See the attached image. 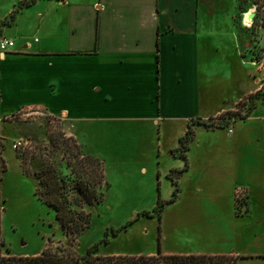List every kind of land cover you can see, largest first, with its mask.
<instances>
[{
	"label": "crops",
	"instance_id": "obj_1",
	"mask_svg": "<svg viewBox=\"0 0 264 264\" xmlns=\"http://www.w3.org/2000/svg\"><path fill=\"white\" fill-rule=\"evenodd\" d=\"M19 1L0 6V36L15 40L12 50L0 52L3 159L6 139L12 144L18 136L11 130L17 123L12 117L44 111L85 154L101 160L105 185H110L106 170L112 151L119 167L132 162L158 185L161 177L180 172L172 182L177 195L171 199L173 189L170 199H162L164 207L194 206L203 188L212 201L235 207L234 185L245 178L247 162L264 168L263 101L227 125H192L185 151L179 150L180 139L192 120L236 110L263 88L264 0L261 22L255 16L252 25L244 13L256 15V7L246 0H36L4 24ZM128 129L136 134L119 133ZM218 130L225 131L219 139ZM103 140L107 157L103 150L87 149ZM124 143L142 150L122 154ZM260 196L256 186L250 188L247 212L260 205ZM161 252L240 257L225 248ZM256 255L264 259V252Z\"/></svg>",
	"mask_w": 264,
	"mask_h": 264
},
{
	"label": "rangeland",
	"instance_id": "obj_2",
	"mask_svg": "<svg viewBox=\"0 0 264 264\" xmlns=\"http://www.w3.org/2000/svg\"><path fill=\"white\" fill-rule=\"evenodd\" d=\"M10 1L0 0L1 8ZM246 1L255 4L256 23H260L262 0ZM257 55L261 54L258 52ZM249 104L247 96L236 108L242 113ZM23 113L12 117L17 123L11 130L17 133V138L26 139L29 145L14 150L11 146L17 138L12 144L7 138L2 150L5 159V170L1 173L0 182L2 255H7L8 251L16 255H29L41 252L46 246L55 248L66 245L67 242L54 209L44 204L35 193V187L39 184L36 172L45 162L53 164L63 177L70 176L66 159L62 156L63 147L54 149L49 142L52 134L64 133L62 126L57 118L44 111ZM7 126L5 124L3 129ZM236 127L237 123L234 128ZM128 130L127 134L119 133L124 136L136 134L133 130ZM216 133L219 139L225 131L218 130ZM104 141L89 143L87 149L99 152L103 150L106 157L109 154L106 180L110 185L103 184V200L89 209L90 224L73 246L78 253L84 252L96 242H100L101 254L156 253L163 248H225L240 254L242 258L239 257L238 264H264V259L256 255L264 252V168H257L254 160L247 162L250 164L246 165L245 178L234 185L235 191L241 189L244 194L242 199L235 200V207L230 206L231 202L226 204L212 201L209 199L208 189L203 188L204 192L196 194L198 197L195 204L198 205L166 206L159 219V214L153 210L157 199H170L174 189L172 182L179 178L180 172L171 173L167 180L161 177L162 183L158 185L156 177L152 180L148 173L143 175L136 171L132 162H123L122 168L119 167L117 160L112 159V151L107 154L110 149ZM211 141H215L214 138ZM119 150L127 155L142 149L139 144L124 143L119 145ZM111 160L112 166L109 163ZM71 178H74L73 175ZM254 186L260 193L258 198L262 197V202L260 205L256 202L252 211L247 212L246 196H249L250 188ZM144 211H150V214H144ZM120 227L122 228L114 233ZM104 239H108V242L102 241Z\"/></svg>",
	"mask_w": 264,
	"mask_h": 264
},
{
	"label": "trees",
	"instance_id": "obj_3",
	"mask_svg": "<svg viewBox=\"0 0 264 264\" xmlns=\"http://www.w3.org/2000/svg\"><path fill=\"white\" fill-rule=\"evenodd\" d=\"M35 1L20 0L3 23L10 24L20 7L31 5ZM248 98L250 104L245 112L241 113L239 109H236L226 111L218 117L192 120L185 135L180 139L179 150H186V143L193 136L192 125L194 124H201L207 128L221 127L227 125L233 118L246 117L258 99L264 103V87L250 94ZM49 142L53 144L54 149L63 147L62 156L66 159L70 176L63 177L53 164L45 162L36 172L39 184L35 187V193L44 204L54 209L55 217L65 233L66 245L55 248L46 246L41 252L29 255H16L9 251L7 255H2L0 248V264H238L239 256L232 254H164L159 249L155 254H101L100 242L93 243L84 252L78 253L73 246L90 224L89 209L101 202L104 197L102 191L105 183L104 168L101 160L85 154L75 140L65 136L64 133L52 134ZM4 170V160L0 156V180ZM71 175L74 178H71ZM177 191L178 187L175 185L171 199L176 197ZM166 202L158 199L157 205L153 208L159 214V219ZM143 213L150 214V211ZM102 241L107 243L108 239Z\"/></svg>",
	"mask_w": 264,
	"mask_h": 264
},
{
	"label": "built area",
	"instance_id": "obj_4",
	"mask_svg": "<svg viewBox=\"0 0 264 264\" xmlns=\"http://www.w3.org/2000/svg\"><path fill=\"white\" fill-rule=\"evenodd\" d=\"M244 16H245V13H244ZM255 16L256 15L254 14V16L251 18L250 22H245V23L247 25H252L254 22L253 18H255ZM14 45H15L14 39L7 37V36H0V52L10 51L14 48ZM263 75H264V71H263ZM261 79L264 80V77L262 76ZM28 145H29V142L26 139L19 137L16 140H14V142L12 144V148L14 150H17L18 148H26ZM240 190L241 189H239V190L237 189L235 191L234 197H235L236 201H239L240 199H242V197H244L243 192Z\"/></svg>",
	"mask_w": 264,
	"mask_h": 264
},
{
	"label": "bare ground",
	"instance_id": "obj_5",
	"mask_svg": "<svg viewBox=\"0 0 264 264\" xmlns=\"http://www.w3.org/2000/svg\"><path fill=\"white\" fill-rule=\"evenodd\" d=\"M251 16H252V10L246 11L245 12V21L250 22V20L252 18Z\"/></svg>",
	"mask_w": 264,
	"mask_h": 264
},
{
	"label": "water",
	"instance_id": "obj_6",
	"mask_svg": "<svg viewBox=\"0 0 264 264\" xmlns=\"http://www.w3.org/2000/svg\"><path fill=\"white\" fill-rule=\"evenodd\" d=\"M253 15H254V12H252V16L251 17H253Z\"/></svg>",
	"mask_w": 264,
	"mask_h": 264
}]
</instances>
